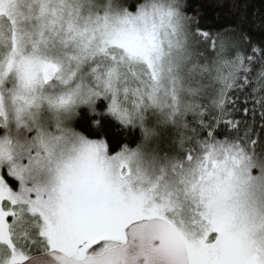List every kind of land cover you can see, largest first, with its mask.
Listing matches in <instances>:
<instances>
[{
  "label": "snow or ice",
  "instance_id": "snow-or-ice-1",
  "mask_svg": "<svg viewBox=\"0 0 264 264\" xmlns=\"http://www.w3.org/2000/svg\"><path fill=\"white\" fill-rule=\"evenodd\" d=\"M248 7L0 0V264H264Z\"/></svg>",
  "mask_w": 264,
  "mask_h": 264
},
{
  "label": "trees",
  "instance_id": "trees-1",
  "mask_svg": "<svg viewBox=\"0 0 264 264\" xmlns=\"http://www.w3.org/2000/svg\"><path fill=\"white\" fill-rule=\"evenodd\" d=\"M237 0H190L193 8H198L201 16V25L215 30L234 23L237 16L234 14L233 6ZM248 11L254 13L256 19L264 16V0H246ZM245 27H248L245 24ZM253 41L264 39V31L255 27L250 29Z\"/></svg>",
  "mask_w": 264,
  "mask_h": 264
}]
</instances>
